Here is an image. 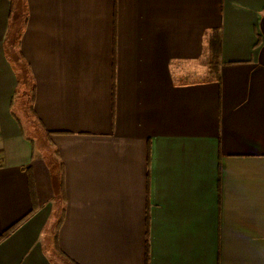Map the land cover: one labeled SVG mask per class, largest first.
Instances as JSON below:
<instances>
[{"label":"crops","instance_id":"obj_1","mask_svg":"<svg viewBox=\"0 0 264 264\" xmlns=\"http://www.w3.org/2000/svg\"><path fill=\"white\" fill-rule=\"evenodd\" d=\"M146 255L264 264V0H0V264Z\"/></svg>","mask_w":264,"mask_h":264},{"label":"trees","instance_id":"obj_2","mask_svg":"<svg viewBox=\"0 0 264 264\" xmlns=\"http://www.w3.org/2000/svg\"><path fill=\"white\" fill-rule=\"evenodd\" d=\"M211 45H213L214 49H218V45H219V36L218 34H214L213 35V39L211 41ZM29 92H30V101L33 100V93H34V88H33V85H30V88H29ZM53 182H54V185H55V194H56V197L59 199V200H62L63 199V180H62V169L58 167H56V172L54 171V174H53ZM61 220H62V209L60 211V216L57 218L55 224H54V234L52 236V244H53V249L59 254V251H58V247L56 245V240H57V230L59 228V225L61 223ZM15 228V226H12L9 230L5 231L2 236H5L6 234H8L9 232H11L13 229ZM66 260V259H65ZM146 264H147V255H146Z\"/></svg>","mask_w":264,"mask_h":264},{"label":"rangeland","instance_id":"obj_3","mask_svg":"<svg viewBox=\"0 0 264 264\" xmlns=\"http://www.w3.org/2000/svg\"><path fill=\"white\" fill-rule=\"evenodd\" d=\"M15 19H16V23H17V21H18V16H16ZM15 19H14V20H15ZM21 85H22V83H21ZM29 86H30V84L28 83V87H29ZM28 87H27V88H28ZM28 95H29V93H28ZM35 128H37V127H35ZM41 137H42V136H41ZM39 141H41V140H40V139H37V140L35 141V143H36L35 145H36V146H37V143H39ZM41 142H42V141H41Z\"/></svg>","mask_w":264,"mask_h":264}]
</instances>
